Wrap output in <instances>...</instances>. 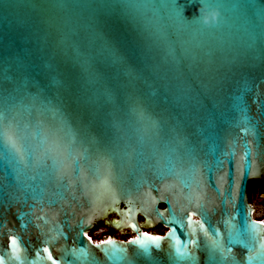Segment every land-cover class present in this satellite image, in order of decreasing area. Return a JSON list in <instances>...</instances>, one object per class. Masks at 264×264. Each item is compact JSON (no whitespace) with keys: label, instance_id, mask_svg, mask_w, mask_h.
I'll list each match as a JSON object with an SVG mask.
<instances>
[{"label":"water","instance_id":"water-1","mask_svg":"<svg viewBox=\"0 0 264 264\" xmlns=\"http://www.w3.org/2000/svg\"><path fill=\"white\" fill-rule=\"evenodd\" d=\"M251 180L264 0H0V264H264Z\"/></svg>","mask_w":264,"mask_h":264},{"label":"snow or ice","instance_id":"snow-or-ice-1","mask_svg":"<svg viewBox=\"0 0 264 264\" xmlns=\"http://www.w3.org/2000/svg\"><path fill=\"white\" fill-rule=\"evenodd\" d=\"M138 118L142 119L143 114L138 112L137 113ZM5 119H7V115H5ZM31 126V125H29ZM18 124L13 118L5 125V131L2 133V139L5 145L13 150L15 155L20 159H24V145H23V138L21 137L19 131H18ZM35 127L39 129L40 131L38 134L41 137V143L45 145V151H51L55 152L57 156L59 157L61 155V144L59 142V139L57 137L56 132L52 130L44 129L43 125L38 121L35 124ZM153 127L155 125L153 124ZM25 132H27V129H25ZM75 159V157H73ZM63 159H59V163L63 164ZM47 251V249H45ZM55 264V262H53Z\"/></svg>","mask_w":264,"mask_h":264},{"label":"rangeland","instance_id":"rangeland-1","mask_svg":"<svg viewBox=\"0 0 264 264\" xmlns=\"http://www.w3.org/2000/svg\"><path fill=\"white\" fill-rule=\"evenodd\" d=\"M251 206L254 210L253 212V217L254 219H264V197L262 198L261 196H254L253 201L251 203ZM155 229L154 227L151 229ZM156 234H161L164 232L163 228H157L156 229ZM106 233L105 229H98L97 231L93 232L91 235L89 233L87 234L88 237L92 238L93 240L99 241L102 240L103 235ZM114 238L115 239H130V233L123 231V232H115L114 233Z\"/></svg>","mask_w":264,"mask_h":264},{"label":"trees","instance_id":"trees-1","mask_svg":"<svg viewBox=\"0 0 264 264\" xmlns=\"http://www.w3.org/2000/svg\"><path fill=\"white\" fill-rule=\"evenodd\" d=\"M264 195V182L258 181V180H251L247 184V196L248 201L251 204L253 201L254 196ZM162 207V206H161ZM262 219H256V221H261ZM99 227H95L89 235H91L93 232L97 231ZM147 233V232H146ZM162 234V233H161ZM158 234V235H161Z\"/></svg>","mask_w":264,"mask_h":264},{"label":"flooded vegetation","instance_id":"flooded-vegetation-1","mask_svg":"<svg viewBox=\"0 0 264 264\" xmlns=\"http://www.w3.org/2000/svg\"><path fill=\"white\" fill-rule=\"evenodd\" d=\"M260 196H261L262 198L264 197V195H260ZM138 221H139V223H141V222H142V219L138 218ZM97 227H99V229H105L106 233L103 235V237H107V236L109 235V231L107 230L106 226H105L103 223H99V225H97ZM158 227H159V226L154 227L155 229H153V230L148 229V230H147V233H156V232H157L156 229H157ZM159 228H161V227H159ZM114 235H115V234H114ZM123 240H126V239H123Z\"/></svg>","mask_w":264,"mask_h":264},{"label":"bare ground","instance_id":"bare-ground-1","mask_svg":"<svg viewBox=\"0 0 264 264\" xmlns=\"http://www.w3.org/2000/svg\"><path fill=\"white\" fill-rule=\"evenodd\" d=\"M118 231H119V232L126 231V232L130 233L129 231L125 230L124 228H122V229H118ZM152 234H153V235H158V234H156V233H152ZM105 238H106V237H104V238H102V239H105ZM130 238H132V236H131ZM91 240H93V239H91Z\"/></svg>","mask_w":264,"mask_h":264},{"label":"clouds","instance_id":"clouds-1","mask_svg":"<svg viewBox=\"0 0 264 264\" xmlns=\"http://www.w3.org/2000/svg\"><path fill=\"white\" fill-rule=\"evenodd\" d=\"M92 239V238H91Z\"/></svg>","mask_w":264,"mask_h":264}]
</instances>
